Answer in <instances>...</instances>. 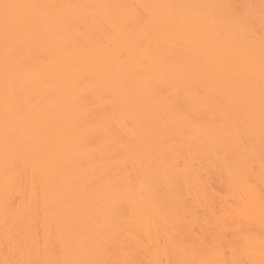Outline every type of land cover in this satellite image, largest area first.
<instances>
[{
  "label": "bare ground",
  "instance_id": "6f19581e",
  "mask_svg": "<svg viewBox=\"0 0 264 264\" xmlns=\"http://www.w3.org/2000/svg\"><path fill=\"white\" fill-rule=\"evenodd\" d=\"M0 2L50 6L0 18V262L259 264L262 0Z\"/></svg>",
  "mask_w": 264,
  "mask_h": 264
},
{
  "label": "snow or ice",
  "instance_id": "6c2138e0",
  "mask_svg": "<svg viewBox=\"0 0 264 264\" xmlns=\"http://www.w3.org/2000/svg\"><path fill=\"white\" fill-rule=\"evenodd\" d=\"M50 7L47 5H28L10 2H0V18L3 20L4 26V42L7 51H15L17 47V41L24 35L27 27L31 23L32 18L25 12L27 9L33 8H45ZM156 7L154 5L144 4L136 6V15L141 18V23L145 26L152 23V9ZM196 7V6H191ZM262 8H264V0H262ZM264 19V16H262ZM220 27H235L247 29L250 27L248 18L243 15L239 7L233 8L230 16L227 20H221L219 22ZM123 55V53H121ZM33 67L26 63L18 64L12 71L17 73L21 77V87H23V77L30 75L33 72ZM7 104V96H6ZM261 127L262 136H264V41H262L261 48ZM15 134V130L6 128L5 130V146L7 148L8 140ZM119 190V185L116 186ZM259 214L262 225H264V186L261 187ZM236 215L238 217H250L255 215L257 208L252 201L241 202L235 207ZM254 243L252 237L247 232L244 233L242 239L238 242L239 246L248 251L250 245ZM259 246L261 250V260L259 264H264V232H261L259 237ZM0 264H32L31 261H3ZM65 264H96V262L89 261H66ZM200 264H208V262H200ZM233 264H255V261L237 259L233 261Z\"/></svg>",
  "mask_w": 264,
  "mask_h": 264
}]
</instances>
